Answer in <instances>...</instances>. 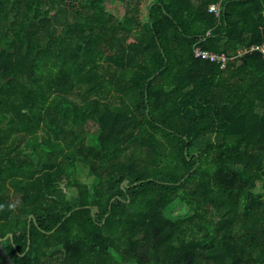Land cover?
Returning a JSON list of instances; mask_svg holds the SVG:
<instances>
[{"label":"trees","instance_id":"obj_1","mask_svg":"<svg viewBox=\"0 0 264 264\" xmlns=\"http://www.w3.org/2000/svg\"><path fill=\"white\" fill-rule=\"evenodd\" d=\"M106 1L0 0L9 257L264 264V0Z\"/></svg>","mask_w":264,"mask_h":264},{"label":"rangeland","instance_id":"obj_2","mask_svg":"<svg viewBox=\"0 0 264 264\" xmlns=\"http://www.w3.org/2000/svg\"><path fill=\"white\" fill-rule=\"evenodd\" d=\"M151 0H146L142 8V16L145 19L147 15L148 4ZM106 9L116 16L123 18L125 16V5L122 2H115L112 0L106 1ZM80 178L83 179L87 184H92L93 175L90 173L89 168L85 165L80 167ZM189 208L183 201L176 202L171 208V213L173 215H186L188 214Z\"/></svg>","mask_w":264,"mask_h":264},{"label":"built area","instance_id":"obj_3","mask_svg":"<svg viewBox=\"0 0 264 264\" xmlns=\"http://www.w3.org/2000/svg\"><path fill=\"white\" fill-rule=\"evenodd\" d=\"M222 0L211 3L209 5V12L214 13L216 16H219L222 10V5H221ZM210 34V31L208 32ZM259 49L264 53V44L263 45H253L251 46L250 50H256ZM194 55L198 58H202L205 60H209L211 62H220L221 68H225L229 62L230 59H232V56H227L226 54L222 53H215L211 50L205 49L201 47L199 44L194 45ZM244 54V51L242 49L238 50L237 55L241 56Z\"/></svg>","mask_w":264,"mask_h":264},{"label":"water","instance_id":"obj_4","mask_svg":"<svg viewBox=\"0 0 264 264\" xmlns=\"http://www.w3.org/2000/svg\"><path fill=\"white\" fill-rule=\"evenodd\" d=\"M0 253L5 264H15L8 255V251L4 246V239L0 236Z\"/></svg>","mask_w":264,"mask_h":264}]
</instances>
